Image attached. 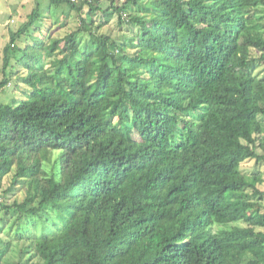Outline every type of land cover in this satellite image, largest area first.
<instances>
[{
	"label": "trees",
	"instance_id": "1",
	"mask_svg": "<svg viewBox=\"0 0 264 264\" xmlns=\"http://www.w3.org/2000/svg\"><path fill=\"white\" fill-rule=\"evenodd\" d=\"M48 1L3 50L0 264H264V0Z\"/></svg>",
	"mask_w": 264,
	"mask_h": 264
},
{
	"label": "rangeland",
	"instance_id": "2",
	"mask_svg": "<svg viewBox=\"0 0 264 264\" xmlns=\"http://www.w3.org/2000/svg\"><path fill=\"white\" fill-rule=\"evenodd\" d=\"M37 5L39 7V11L46 15L49 6L48 0H0V70L2 67L1 64L3 59V50L10 40L11 32H16V30H18L24 23L28 22V17L33 13ZM103 6L105 7L104 3ZM56 13L58 14L59 12ZM58 16L63 19L61 14H58ZM77 25L78 21L76 16L73 13H70L68 14L66 28H62L60 31L63 33L68 29L75 30ZM59 27L60 25H58L57 28L59 29ZM55 34H58V32ZM258 72L260 73L259 75L263 77L264 67L259 68ZM0 99H2L1 93ZM241 171L248 176L261 173L263 175L264 181V163L257 164L254 160H250L242 165ZM9 179L11 178H6L5 186H7ZM4 188L5 187H3V189ZM260 188L264 190V183L262 186H260ZM23 196V192H17L15 197L19 200H22ZM6 199L11 202L14 199V196L10 194ZM4 237L2 235L0 236V239H4ZM12 252L8 255L7 264H12V262L16 259V255L14 254L15 252Z\"/></svg>",
	"mask_w": 264,
	"mask_h": 264
},
{
	"label": "built area",
	"instance_id": "3",
	"mask_svg": "<svg viewBox=\"0 0 264 264\" xmlns=\"http://www.w3.org/2000/svg\"><path fill=\"white\" fill-rule=\"evenodd\" d=\"M72 1H75V0H72Z\"/></svg>",
	"mask_w": 264,
	"mask_h": 264
}]
</instances>
